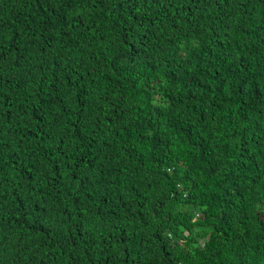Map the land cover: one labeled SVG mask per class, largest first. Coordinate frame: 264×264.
I'll return each instance as SVG.
<instances>
[{
	"label": "trees",
	"instance_id": "1",
	"mask_svg": "<svg viewBox=\"0 0 264 264\" xmlns=\"http://www.w3.org/2000/svg\"><path fill=\"white\" fill-rule=\"evenodd\" d=\"M0 264H264V0H0Z\"/></svg>",
	"mask_w": 264,
	"mask_h": 264
},
{
	"label": "built area",
	"instance_id": "2",
	"mask_svg": "<svg viewBox=\"0 0 264 264\" xmlns=\"http://www.w3.org/2000/svg\"><path fill=\"white\" fill-rule=\"evenodd\" d=\"M201 244L204 245L203 242Z\"/></svg>",
	"mask_w": 264,
	"mask_h": 264
}]
</instances>
